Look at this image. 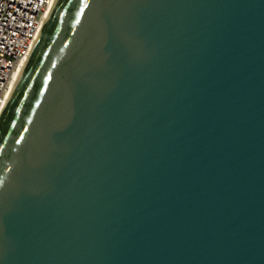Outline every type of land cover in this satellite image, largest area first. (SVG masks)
Returning <instances> with one entry per match:
<instances>
[{
	"label": "water",
	"instance_id": "95a60500",
	"mask_svg": "<svg viewBox=\"0 0 264 264\" xmlns=\"http://www.w3.org/2000/svg\"><path fill=\"white\" fill-rule=\"evenodd\" d=\"M0 108V264H264V0H52Z\"/></svg>",
	"mask_w": 264,
	"mask_h": 264
},
{
	"label": "built area",
	"instance_id": "2783aa9c",
	"mask_svg": "<svg viewBox=\"0 0 264 264\" xmlns=\"http://www.w3.org/2000/svg\"><path fill=\"white\" fill-rule=\"evenodd\" d=\"M52 0H0V108Z\"/></svg>",
	"mask_w": 264,
	"mask_h": 264
},
{
	"label": "bare ground",
	"instance_id": "6f19581e",
	"mask_svg": "<svg viewBox=\"0 0 264 264\" xmlns=\"http://www.w3.org/2000/svg\"><path fill=\"white\" fill-rule=\"evenodd\" d=\"M21 67V66H20ZM18 74V73H17ZM17 74H16V76H17Z\"/></svg>",
	"mask_w": 264,
	"mask_h": 264
}]
</instances>
